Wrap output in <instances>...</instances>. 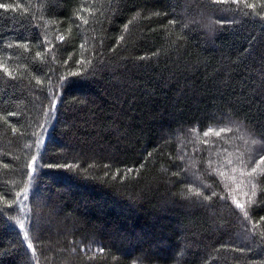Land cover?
<instances>
[{"label": "trees", "instance_id": "16d2710c", "mask_svg": "<svg viewBox=\"0 0 264 264\" xmlns=\"http://www.w3.org/2000/svg\"><path fill=\"white\" fill-rule=\"evenodd\" d=\"M0 264H264V0H0Z\"/></svg>", "mask_w": 264, "mask_h": 264}, {"label": "snow or ice", "instance_id": "6c2138e0", "mask_svg": "<svg viewBox=\"0 0 264 264\" xmlns=\"http://www.w3.org/2000/svg\"><path fill=\"white\" fill-rule=\"evenodd\" d=\"M205 135H207V133H205ZM217 135H219V133H217ZM239 207L243 208V205H239ZM21 227H23V225H21ZM29 247H31V245H29Z\"/></svg>", "mask_w": 264, "mask_h": 264}]
</instances>
